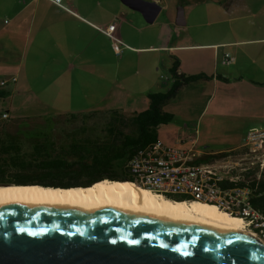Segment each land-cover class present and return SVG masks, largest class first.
<instances>
[{
	"label": "crops",
	"instance_id": "0c3cea01",
	"mask_svg": "<svg viewBox=\"0 0 264 264\" xmlns=\"http://www.w3.org/2000/svg\"><path fill=\"white\" fill-rule=\"evenodd\" d=\"M138 1L159 7L152 23L130 5ZM112 24L127 46L119 55L95 28ZM175 60L180 74L206 78L163 106L174 121L157 141L182 149L196 139L215 155L264 128V0H0V84L10 94L0 111L10 120L145 112L150 94L170 88ZM239 121L263 125L243 136ZM218 123L232 124L230 141L210 151Z\"/></svg>",
	"mask_w": 264,
	"mask_h": 264
},
{
	"label": "water",
	"instance_id": "95a60500",
	"mask_svg": "<svg viewBox=\"0 0 264 264\" xmlns=\"http://www.w3.org/2000/svg\"><path fill=\"white\" fill-rule=\"evenodd\" d=\"M130 5L150 23L159 13ZM0 264H264V243L176 219L23 205L0 208Z\"/></svg>",
	"mask_w": 264,
	"mask_h": 264
},
{
	"label": "trees",
	"instance_id": "16d2710c",
	"mask_svg": "<svg viewBox=\"0 0 264 264\" xmlns=\"http://www.w3.org/2000/svg\"><path fill=\"white\" fill-rule=\"evenodd\" d=\"M179 67V61L175 60L170 69V88L162 94H150L149 108L142 113L126 116L113 111L62 116L64 125L82 119L80 126L71 132L58 129L57 118L9 119L2 123L0 187L36 185L68 189L87 188L104 180L133 182L130 169L133 156L157 141L160 125L174 121V116L164 112L163 106L175 99L184 86L206 78L180 74ZM9 95L0 86V100ZM97 115L101 120L90 125ZM51 122L55 125L51 126ZM42 123L44 126L40 127ZM225 155H208L198 162H212ZM245 179L248 184L242 185L251 190L253 207L264 215V170L259 172L257 167ZM174 201L182 202V199Z\"/></svg>",
	"mask_w": 264,
	"mask_h": 264
},
{
	"label": "built area",
	"instance_id": "2783aa9c",
	"mask_svg": "<svg viewBox=\"0 0 264 264\" xmlns=\"http://www.w3.org/2000/svg\"><path fill=\"white\" fill-rule=\"evenodd\" d=\"M50 1L61 5V0ZM95 28L111 40L117 55L127 48L116 36V24ZM233 61L230 55H226L224 64ZM9 119L7 112L0 111V125ZM205 156L208 154L197 148L196 139L187 149L168 147L156 141L139 150L131 159L133 183L168 200L214 205L226 214L240 218L243 228L264 243V215L253 207L251 190L242 185L248 184L245 176L253 167L264 168V128L249 131L243 148L227 152L212 162H198ZM248 156H251L250 163Z\"/></svg>",
	"mask_w": 264,
	"mask_h": 264
},
{
	"label": "bare ground",
	"instance_id": "6f19581e",
	"mask_svg": "<svg viewBox=\"0 0 264 264\" xmlns=\"http://www.w3.org/2000/svg\"><path fill=\"white\" fill-rule=\"evenodd\" d=\"M36 205L76 209L113 210L144 218L176 219L211 228L230 229L240 237L256 239L243 222L214 205L168 200L133 182L104 180L91 187L71 189L41 186L0 187V208Z\"/></svg>",
	"mask_w": 264,
	"mask_h": 264
},
{
	"label": "rangeland",
	"instance_id": "374dc122",
	"mask_svg": "<svg viewBox=\"0 0 264 264\" xmlns=\"http://www.w3.org/2000/svg\"><path fill=\"white\" fill-rule=\"evenodd\" d=\"M1 107H6V102L3 101V100H0V108ZM67 116H69V115H67ZM52 117H53V119H56V118L58 119V120H55L59 124L58 129L61 127L62 130L66 131V132H71L73 129H76L77 127H79L80 126V121H82V119L80 118V119H77L78 121H75V122H73L71 124H68V125H64L62 121L65 120V117L56 116V115H53ZM13 118H15V116ZM100 120H101L100 115L94 116L91 119V121L89 122V124L91 125V124H93V123H95L97 121H100ZM50 125L52 126V125H55V124L53 122H51ZM192 125L193 124H189V126H188L187 129L184 128V131H186V133L189 135L187 137H190V138H191V135L189 134V127H191ZM262 125L263 124H259V123L256 124L254 122L253 123L252 122L241 123L240 121H239V124H235V126L237 127V129L243 131V136L247 134V131L248 130L255 129L256 127H261ZM42 126H44V123H42L40 127H42ZM230 126H232V124H229L228 123L226 126L224 124H222V123H218L217 124L216 131L207 140H204V141H207L209 143L208 145H210L207 148L208 150H210V151H219L225 141L226 142L227 141H230L229 140L230 138H228L226 136V133L224 132V128L225 127H230ZM25 127H28V126L25 125ZM189 140L190 139L188 138V141ZM191 141H192V139H191ZM185 145L184 144L182 145V149L189 148L192 145V142L190 143V141H189L188 144H185ZM248 159L250 161L249 160H247V161H248V163H250L252 161L251 160V156H248ZM263 160L264 159L262 158V161ZM256 168H257V165H256V167H253L252 170H255ZM263 170H264V168H259V172H261ZM257 175L259 176L260 174H257Z\"/></svg>",
	"mask_w": 264,
	"mask_h": 264
}]
</instances>
